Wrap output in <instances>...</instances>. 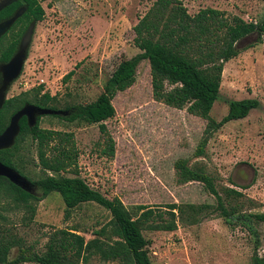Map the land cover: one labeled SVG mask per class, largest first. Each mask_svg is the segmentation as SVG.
I'll list each match as a JSON object with an SVG mask.
<instances>
[{
	"label": "rangeland",
	"instance_id": "1",
	"mask_svg": "<svg viewBox=\"0 0 264 264\" xmlns=\"http://www.w3.org/2000/svg\"><path fill=\"white\" fill-rule=\"evenodd\" d=\"M154 1L38 0L44 17L33 23L27 59L7 98L42 86L41 93L55 96L53 104L60 109L94 101L119 62L139 52L133 44V27ZM179 1L190 15L211 8L247 22L264 20V0ZM261 39L256 43L257 35L252 34L240 41L243 50L225 63L220 97L209 115L218 122L227 114L230 101L243 99L258 100V109L212 134L201 157L194 153L207 122L186 109L177 110L153 99L147 61L139 64L134 84L113 98L115 116L104 122L105 134L98 125L69 123L51 115L40 117L39 126L73 133L77 174L91 189L108 199H119L129 210L139 205L153 209L156 216L147 227L158 223L160 214L171 221L167 211L172 204L215 205V197L201 183L179 182L175 168L179 160L190 168L202 167L219 192L226 188L241 193L233 204L243 213H264V33ZM71 71V78L64 80ZM108 137L114 142L112 157L102 155ZM29 149L32 152L31 146ZM29 172L34 179L41 176L37 167ZM2 201L0 232H10L18 242L10 259L20 249L31 257L41 254L54 230L74 229L87 241L110 220V214L94 203L82 204L66 217L57 193L35 204L32 220L22 205L11 199ZM173 212L176 230L142 231L152 264H250L255 245L256 253L264 257V224H252L253 234L249 227L228 226L214 212L195 225L184 224ZM87 264L119 263L94 257Z\"/></svg>",
	"mask_w": 264,
	"mask_h": 264
},
{
	"label": "trees",
	"instance_id": "2",
	"mask_svg": "<svg viewBox=\"0 0 264 264\" xmlns=\"http://www.w3.org/2000/svg\"><path fill=\"white\" fill-rule=\"evenodd\" d=\"M24 2L27 10L18 20L23 25L13 35L16 40L27 25L41 22L44 17V10L37 0ZM18 5L20 2L7 7L0 13V18L12 15ZM133 32V44L139 52L130 59L119 62L104 84L102 93L94 101L66 105L60 109L53 104L55 96L47 92L41 93L42 86H39L30 93H22L6 101L0 110V133L6 128L11 115L23 105L31 104L41 109L67 112L66 116H51L60 117L69 123L77 121L86 125H98L100 132L105 134L104 122L115 116L113 98L134 84L137 68L142 61L149 64L151 92L155 101L177 110L186 109L188 114L207 122L194 153L195 157L203 156L208 139L225 124L242 120L252 110L258 109V100L243 99L230 101L227 114L218 122L209 115L220 97L225 63L243 50L239 46L242 39L255 34L256 43H261L264 20L261 23L247 22L241 17L226 16L211 8L190 15L179 0H155L133 27ZM12 51L13 46L6 50L2 59L7 60ZM72 75L73 71L69 72L64 80H69ZM39 121L40 118L31 128L24 119L20 121V133L14 145L0 151V162L22 175L30 183L31 192L0 177V203L11 199L15 204L22 205L28 220H32L35 204L49 194L57 193L66 208V217L76 207L94 203L110 214V220L93 233L94 238L87 241L74 229L54 230L48 235L42 253L32 257L28 251L20 249L18 255L10 259V251L18 242L10 232H0V264H87L94 257L101 262L152 264L148 252L149 243L142 231L144 228L166 232L176 230L173 211L188 225L198 224L202 217L211 212L223 218L228 226L240 225L244 229L249 227L248 230L250 233L252 230L253 234L256 232L252 224H264V213H243L238 204H233L243 196L241 193L226 188L219 192L213 178L202 167L190 168L185 160H179L175 164L179 182L201 183L215 197V205L172 204L167 211L172 217L171 221L163 220L160 214L157 215L158 223L147 227L148 221L156 216L153 209L139 205L129 210L119 199H108L91 189L75 170L78 150L73 133L42 129ZM24 141L27 142L26 152L24 145L22 148ZM102 155H114V142L110 137L106 139ZM36 167L41 176L34 179L29 168ZM66 173L72 176H65ZM256 246L250 264H264V257L256 253Z\"/></svg>",
	"mask_w": 264,
	"mask_h": 264
},
{
	"label": "water",
	"instance_id": "3",
	"mask_svg": "<svg viewBox=\"0 0 264 264\" xmlns=\"http://www.w3.org/2000/svg\"><path fill=\"white\" fill-rule=\"evenodd\" d=\"M14 19L0 24V36L6 31L7 28L13 23ZM33 24L30 26L28 32L21 40L19 49L12 56L10 61L0 68L2 75V85L0 87V109L4 103L5 92L21 74L22 66L27 59L28 48L31 40ZM46 115H60L66 116L67 112L55 111L50 109H41L31 104H25L18 110L10 119L8 126L0 134V151L9 149L13 146L15 138L19 133V121L22 117L27 119L28 127L31 128L36 125L37 118ZM0 177H4L18 188L31 192L30 183L20 174L3 165L0 162Z\"/></svg>",
	"mask_w": 264,
	"mask_h": 264
},
{
	"label": "flooded vegetation",
	"instance_id": "4",
	"mask_svg": "<svg viewBox=\"0 0 264 264\" xmlns=\"http://www.w3.org/2000/svg\"><path fill=\"white\" fill-rule=\"evenodd\" d=\"M38 1V0H37ZM17 2H20V5H18L17 7H16V9L14 10V12H13V14L12 15H10V16H8V17H6V18H0V24H2V23H5V22H7V21H10V20H12V19H14V21H13V23L9 26V28H7L6 29V31L0 36V68L2 67V66H4L6 63H8L9 61H10V59L12 58V56L17 52V50L19 49V46H20V43H21V40H22V38L24 37V35L28 32V30H29V28H30V26H32V24L33 23H31V24H29V25H27L26 27H25V29H24V31H23V33L20 35V37L19 38H17V40H16V38L15 37H13V35L14 34H17L18 33V31H19V29L21 28V26L23 25L22 23H18V20L23 16V14L26 12V10H27V6H26V4H25V2H24V0H0V13L2 12V11H4L7 7H9L10 5H12L13 3H17ZM15 40H16V43H14L15 42ZM11 46H13V51H12V54H11V56L7 59V60H3L2 59V56H3V54L6 52V50L7 49H9ZM26 61V60H25ZM25 63V62H24ZM23 67H24V64H23V66H22V70H23ZM21 73H22V71H21ZM21 75V74H20ZM20 77V76H19ZM18 77V78H19ZM17 78V79H18ZM16 79V80H17ZM15 80V81H16ZM14 81V82H15ZM13 82V83H14ZM13 83H11L10 84V86L8 87V89L6 90V92H5V97H4V103H3V106L5 105V103H6V101L7 100H9V99H11V98H13V97H11V98H7V93H8V91H9V89H10V87H11V85L13 84ZM1 85H2V75H1V72H0V87H1ZM16 97V96H15ZM3 106H2V108H3ZM24 106V105H23ZM1 108V109H2ZM22 108V107H21ZM20 108V109H21ZM0 109V110H1ZM19 109V110H20ZM17 112V111H16ZM15 112V113H16ZM14 113V114H15ZM13 114V115H14ZM13 115H11L10 116V118H9V120H8V124H9V121H10V119H11V117L13 116ZM38 118H40V117H38ZM37 118V119H38ZM24 119V122L26 123V125L28 126V124H27V119L25 118V117H22L21 119H20V121H22ZM20 121H19V123H20ZM8 124H7V126H8ZM6 126V127H7ZM19 128H20V126H19ZM4 131V130H3ZM2 131V132H3ZM1 132V133H2ZM0 133V134H1ZM19 133H20V130H19ZM19 133H18V135H19ZM18 135L16 136V138L18 137ZM16 138H15V140H16ZM15 143V142H14ZM14 145V144H13ZM23 145H24V150L27 148V142L26 141H24V143H22V148H23ZM20 176H22V175H20ZM23 177V176H22ZM9 181V180H8ZM10 182V181H9ZM11 183V182H10ZM35 190V189H34ZM34 190H33V192H34Z\"/></svg>",
	"mask_w": 264,
	"mask_h": 264
}]
</instances>
